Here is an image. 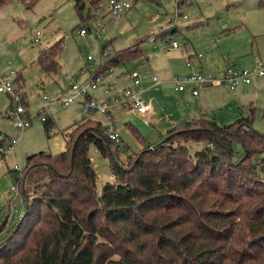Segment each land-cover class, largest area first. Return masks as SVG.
<instances>
[{
    "label": "trees",
    "instance_id": "16d2710c",
    "mask_svg": "<svg viewBox=\"0 0 264 264\" xmlns=\"http://www.w3.org/2000/svg\"><path fill=\"white\" fill-rule=\"evenodd\" d=\"M12 1L0 0V8ZM38 1L22 3L32 10ZM103 1L73 0L83 25ZM177 31L170 26L155 40ZM143 41L108 57L104 46L97 71L140 58ZM62 44L39 52L44 74L57 72ZM13 93H22L21 86ZM248 108L251 117L229 125L204 116L181 122L157 144L126 124L141 148L124 159L127 146L109 141L101 121L75 122L61 132L65 151L26 158L16 183L31 173L44 181L40 194L23 190L24 213L14 226L0 225V264H264V132L252 125L256 107ZM52 125L46 116L48 138ZM91 145L113 176L100 190Z\"/></svg>",
    "mask_w": 264,
    "mask_h": 264
},
{
    "label": "rangeland",
    "instance_id": "374dc122",
    "mask_svg": "<svg viewBox=\"0 0 264 264\" xmlns=\"http://www.w3.org/2000/svg\"><path fill=\"white\" fill-rule=\"evenodd\" d=\"M124 1L130 3L132 8L110 25H107L109 17L103 21L104 16L108 15L106 0L93 12L95 19L86 20L84 25L76 15L73 0H39L32 10L25 7L22 0H13L0 8V86L3 82H10L14 92L19 85L22 89L20 94L0 93V135L17 141L14 155L0 156V225L6 220L5 231L13 227L24 213L21 202L23 190L30 196L40 194L44 181L41 173H31L24 182L16 183L19 173L25 168L26 158L40 152L51 153V141L62 138L61 132L86 117L82 112L81 100L68 106L62 105L60 101L74 97L73 86H83L89 80L91 71L81 76L82 68L98 66L106 44L100 37L104 32L96 30L95 23L101 21L107 25L105 34L111 40L109 54L113 55L128 49L136 41L150 39L167 30L170 19L176 14L179 0ZM222 1L191 0L192 4L180 9V13L187 16L186 20L178 24L180 31L155 43L143 41L140 45L143 57L126 64L125 68L150 79L157 77L160 82L162 76L173 79L187 75L184 63L187 55L192 57L193 70L204 74L220 77L228 67L234 65L237 69H246L240 64V60L246 56H232L237 51L230 48L240 45L243 40L239 35H230L223 28L225 22L231 19V13H221ZM87 9L88 7L84 18L87 16ZM255 14L258 16L259 13ZM88 27L91 32L87 31L86 36H80V28ZM35 38H39V43L34 41ZM61 39L63 49L58 59L59 68L56 73L44 74L36 64L38 54ZM172 42L178 44L177 50L169 49ZM88 56L94 58L90 63L86 62ZM20 75L21 79L18 81ZM203 93L200 92L201 96ZM155 94H150L148 100L153 110L151 123L134 114H131L134 119H130L131 124L140 129V134L151 144L163 141L172 125L198 118L202 113L192 114L194 116L188 113L185 119L184 109L178 106L179 102L173 95ZM184 94L189 95L191 101L195 100L189 92ZM44 97H49L51 103L44 102ZM259 101L260 108L259 104L255 105L257 109L254 117L252 116V125L257 131L264 132V92ZM17 106H23L26 111L23 119L31 122V126L23 131L9 117ZM242 111L235 118L233 115L229 116L231 110L228 107L211 108L208 111L206 109L204 116L216 119L220 125H229L240 117H251L248 107ZM46 116L53 121L50 138L46 136L41 120V117ZM87 118L99 120L104 125L103 118L96 113ZM116 127L127 146V152L121 157L124 159L127 155L137 153L141 146L132 134L121 128V123L116 124ZM191 146L192 149H198L202 144L192 143ZM234 148L237 153L242 150L239 144H234ZM88 156L97 175L98 190L106 183L113 182L108 161L100 156L93 145L89 147ZM15 166L19 167V171H15ZM12 187L18 188V197H12ZM4 235L5 233L1 236Z\"/></svg>",
    "mask_w": 264,
    "mask_h": 264
},
{
    "label": "built area",
    "instance_id": "2783aa9c",
    "mask_svg": "<svg viewBox=\"0 0 264 264\" xmlns=\"http://www.w3.org/2000/svg\"><path fill=\"white\" fill-rule=\"evenodd\" d=\"M177 1V0H176ZM191 4V0H179L176 4V14L171 18L169 27H174L179 24L180 21L187 19V16L180 13L182 7ZM131 4L124 0H106L107 14L116 21L123 16L129 9ZM96 30L104 32L100 37L105 42L104 56L108 57L110 51V43L107 35L105 34L106 25L101 21H98L94 25ZM80 36H85L87 30H80ZM155 36L149 40L153 43L156 42ZM38 42V40H35ZM178 44L172 42L169 49H178ZM94 60L93 56H88L86 62L90 63ZM102 60L98 62V66ZM185 68L188 70V74L185 76H178L172 79L174 88L178 92H182L187 86H191L192 96H197L201 91L208 87H216L225 85L230 92H235L241 85H249L252 83L253 78L257 77L264 80V62L260 63L255 69H237L234 66H230L226 69L222 76H215L210 74H204L202 71L193 70V61L190 55L184 57ZM98 66L95 68L84 67L80 71V75L84 76L89 70L91 75L89 80L83 86L74 85L72 90L74 97L60 101L64 106H68L73 103H77V100H81L83 114L89 117L93 114L102 116L104 121L105 133L109 141L119 144L121 137L118 133L114 113L117 111L130 112L138 117H144L151 111L150 104L143 98L142 93V79L137 71L129 72L125 66L120 65L117 68H109L104 71H97ZM120 69L119 72H116ZM125 79L130 80V85L123 87L120 82ZM154 84H158L157 77L152 78ZM101 92L103 99L96 100L91 97L93 92ZM13 86L10 82H3L0 86V93L13 94ZM44 102L51 103L49 97L43 98ZM26 111L23 106H17L14 113L9 116L12 118L16 127L23 131L31 126L29 120H24L23 116ZM44 121V117H41ZM17 141L10 139L6 136L0 135V154L7 156L13 153L14 147ZM15 171H19V167L15 166ZM12 197H18L19 191L17 187L11 189Z\"/></svg>",
    "mask_w": 264,
    "mask_h": 264
},
{
    "label": "crops",
    "instance_id": "0c3cea01",
    "mask_svg": "<svg viewBox=\"0 0 264 264\" xmlns=\"http://www.w3.org/2000/svg\"><path fill=\"white\" fill-rule=\"evenodd\" d=\"M256 12L259 13L258 16H256ZM221 13H226V15L228 13H231V19L228 22H225L226 25L224 24L223 28L227 30L230 35H239V37H241V39L243 40L240 45H236L230 48L232 51L236 50V54H232L229 51L226 52L232 54L233 57L246 56L244 59L240 60L241 66L249 70L255 69L260 63L264 62V0H223L221 2ZM107 17H109L110 19H108L109 21L107 25H110L111 23L115 22L109 15H105L103 21ZM176 27L178 29V25ZM88 31L91 32V28H89ZM179 31L180 30L178 29L177 32ZM37 36H39V34H37ZM35 40H38V43L40 41L39 38H35L34 41ZM109 43H111V40H109ZM140 50L142 51L141 46ZM142 57L143 54L140 58ZM140 76L142 79V96L149 104V95L152 93H156L155 95H157V93H161V95L165 96L173 95V98H176L179 102L178 106L181 109H184L183 112L185 115L183 118H185L186 115L188 116V113L191 116H194L192 114H198L199 112H202L200 116H204L206 109L208 111L211 108L221 107H228L231 110L229 116L231 117L233 115L236 118V116L242 114V110L246 109L247 107H255V105L259 104L258 108H260L259 97H262V92H264V80L257 77L253 78L251 84L239 86L234 93L230 92L226 86L221 85L204 89L203 91H201L204 92L202 96L200 93L197 96H192L190 85L187 86L186 89L182 92L176 91L172 83L171 77L162 76L161 82L158 80L159 83L154 84L150 77H145L142 75ZM120 85L126 87L130 85V80L125 79L124 81L120 82ZM185 92H189V94L194 97L195 100L191 101L189 95L184 94ZM91 97L96 100L103 99L102 93L99 91L93 92L91 94ZM197 98H199V100H197ZM131 114L132 113L126 111L115 112V123H121V128H124L126 130H128L126 124L131 125L140 132V129H138L135 125L131 124L130 119H134ZM152 117L153 110L151 107V111L144 117L140 118L145 119L146 121L151 123ZM262 120L264 122V111L262 115ZM179 122L181 123L184 121ZM50 146H52L53 150L50 154L56 155L62 153L63 151H65V140L63 137L54 138L51 141ZM12 154L14 155V150Z\"/></svg>",
    "mask_w": 264,
    "mask_h": 264
}]
</instances>
